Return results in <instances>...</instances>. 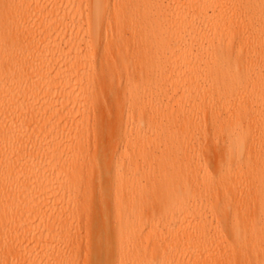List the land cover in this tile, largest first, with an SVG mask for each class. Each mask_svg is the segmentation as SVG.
Returning <instances> with one entry per match:
<instances>
[{"label": "bare ground", "instance_id": "1", "mask_svg": "<svg viewBox=\"0 0 264 264\" xmlns=\"http://www.w3.org/2000/svg\"><path fill=\"white\" fill-rule=\"evenodd\" d=\"M2 195L0 264H264V0H0Z\"/></svg>", "mask_w": 264, "mask_h": 264}, {"label": "rangeland", "instance_id": "2", "mask_svg": "<svg viewBox=\"0 0 264 264\" xmlns=\"http://www.w3.org/2000/svg\"><path fill=\"white\" fill-rule=\"evenodd\" d=\"M130 66H125L122 68L121 70V74L125 75L128 71H130L131 67L128 68ZM120 74V75H121ZM170 93H172L170 91ZM200 103V101H198ZM201 108L199 109V107L197 105H195V110H194V114L193 115H189L188 117L184 118V126L192 131L194 134H197V138L196 140H194L192 142L191 145L185 146V149H181V150H173V151H169L166 152L164 154L161 155V159L166 161V162H173L176 160L182 161L184 160V158L188 155L191 156L193 159L199 160L202 163H205V159H206V150H205V143L203 141L202 135L200 133H202V130L204 129V126H206V122H204V120L201 117V112L200 110L202 109V107L204 106L203 104L200 105ZM166 118V117H165ZM163 118V119H165ZM167 123H172V120H166ZM183 122H181L180 124H182ZM172 127H176L175 124H171ZM179 125V124H178ZM169 136H164V138H168ZM93 149H92V145L90 147L89 153H92ZM176 151H179L177 153H175ZM180 151H187L186 155H182V153H180ZM204 174H205V170H198L196 172L192 171H184L183 173H181V176L179 177V179L175 178V180H182L183 177L186 178L187 180H204ZM139 180H142V183H146L145 180H164V179H155V178H146L144 175H139L138 176ZM97 180V179H96ZM167 180H171V179H167ZM84 184L86 186L87 185V181H84ZM202 188V185H200V183L196 184L195 186L192 187V190L196 189V190H200ZM113 198V196H111ZM209 197L208 195H204L202 197H196L194 199H191L189 202L191 204L195 203L196 206L198 208H201L202 206H205L208 202H209ZM7 203V196L6 195H2L1 199H0V214L2 209L5 207ZM113 204L112 201H110V206ZM89 209L93 212H102L101 210L103 208L106 207V204H102L100 201L97 200H92L89 201V203H87ZM109 205V202H108ZM6 208V207H5ZM84 209V208H82ZM146 209V206L144 205L142 210ZM148 219V218H147ZM149 220V219H148ZM145 221V220H144ZM78 232H76L75 236L77 237L78 240L81 241V239L85 238L86 236V227L81 225L80 227H78ZM142 236L145 238H149V230L148 229H144L142 232ZM0 251L4 252L5 250V246L2 244L4 237H0ZM153 244V242H152ZM162 247V246H161ZM164 248L166 246H163ZM263 248H264V244H263ZM223 249V247H222ZM85 251V250H83ZM84 256V255H83ZM79 258L78 260L75 261H69L67 264H87V261L85 260L84 257ZM210 257H212L210 255ZM224 260V259H223ZM8 258L5 260L4 264H9L8 262Z\"/></svg>", "mask_w": 264, "mask_h": 264}]
</instances>
